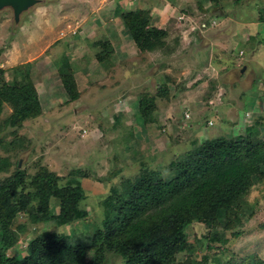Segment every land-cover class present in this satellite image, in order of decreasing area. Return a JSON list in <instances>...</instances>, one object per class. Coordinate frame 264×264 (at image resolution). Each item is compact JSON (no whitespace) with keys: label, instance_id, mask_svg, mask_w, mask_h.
Segmentation results:
<instances>
[{"label":"rangeland","instance_id":"374dc122","mask_svg":"<svg viewBox=\"0 0 264 264\" xmlns=\"http://www.w3.org/2000/svg\"><path fill=\"white\" fill-rule=\"evenodd\" d=\"M216 1L41 0L18 24L10 9L0 11V89L7 90L0 162L11 168L0 178L16 165L28 179L46 168L60 184L79 182L86 212L64 225L19 216L16 242L6 251L14 261L36 263L41 241L48 245L51 237L81 244L103 230L109 190L129 186L142 166L166 171L194 141L235 137L248 127L264 138V0ZM135 8L150 12L164 47L141 52L123 35L121 15ZM60 68L75 74L77 99L66 94ZM9 88L30 97L20 127L5 123L19 108ZM151 142H166L168 153H144ZM247 200L251 216L232 229L186 225L180 237L189 246L173 264H264V175L254 178ZM35 212L58 215L59 201ZM104 262L123 263L115 250Z\"/></svg>","mask_w":264,"mask_h":264},{"label":"trees","instance_id":"16d2710c","mask_svg":"<svg viewBox=\"0 0 264 264\" xmlns=\"http://www.w3.org/2000/svg\"><path fill=\"white\" fill-rule=\"evenodd\" d=\"M200 10H204L201 5ZM121 19L123 35L139 51L164 47V34L152 27L149 11L131 9ZM96 59L101 57L97 55ZM58 74L69 99H77L80 94L71 73L62 69ZM2 89L0 113L7 95V90ZM19 89L17 94L10 89L12 98L9 97L19 108L5 122L15 127H20L21 119L28 114L19 118L22 103L30 98ZM161 91L165 93V87ZM251 131L248 127L235 137L221 135L194 141L190 149L170 161L166 171L142 166L129 186L109 190L104 200L103 230H97L81 244L68 242L62 235L49 238L48 245L40 239L37 244L41 241L42 248L33 264H105L108 250L118 251L122 264H173V255L189 246L180 237L186 225L199 222L214 231L240 225L242 216L250 217L253 210V204L247 200L251 184L254 178L264 175V138ZM131 147L128 144L125 150ZM133 150L139 152L137 148ZM10 169L0 162V173ZM51 198L59 201L58 215H37L36 209L49 208ZM82 199L78 181L60 184L58 177L46 168H40L28 179L16 165L9 177L0 178V264H24L6 254L16 242L12 224L19 216L27 217L31 223L64 225L85 216L80 208ZM147 203L154 210L145 214L143 205ZM33 242L36 241L31 245ZM207 249L213 247L207 245ZM252 264L260 263L255 258Z\"/></svg>","mask_w":264,"mask_h":264},{"label":"water","instance_id":"95a60500","mask_svg":"<svg viewBox=\"0 0 264 264\" xmlns=\"http://www.w3.org/2000/svg\"><path fill=\"white\" fill-rule=\"evenodd\" d=\"M41 0H0V11L10 9L13 15V21L18 24L21 21V15L31 8L40 4Z\"/></svg>","mask_w":264,"mask_h":264},{"label":"crops","instance_id":"0c3cea01","mask_svg":"<svg viewBox=\"0 0 264 264\" xmlns=\"http://www.w3.org/2000/svg\"><path fill=\"white\" fill-rule=\"evenodd\" d=\"M142 4H144V6H146V4L147 3H145V2H142ZM143 9H145V8H143ZM121 32V31H120ZM115 52V51H114ZM60 69H62V68H60ZM59 69V70H60ZM73 77H75V74H73ZM74 108V107H73ZM95 133V131H94V129H93V134ZM84 134H85V131H84ZM132 138H134V136L132 137ZM132 138L130 139V141L132 140ZM157 138H159V136L157 137ZM156 138V139H157ZM135 139V138H134ZM164 142V141H163ZM134 143L136 144V141L134 140ZM163 144H165L166 145V149L165 148H163L162 147V145ZM163 144H159V143H155V142H151V143H149V148L148 149H144V153H168V150H169V148H168V146H167V143L165 142V143H163ZM127 145V144H126ZM126 145H124V147H123V149L124 148H126ZM144 148V147H143ZM138 151V150H137ZM140 152V151H139ZM138 152V153H139ZM133 153H136L135 151H133ZM140 153H142V150H141V152Z\"/></svg>","mask_w":264,"mask_h":264},{"label":"built area","instance_id":"2783aa9c","mask_svg":"<svg viewBox=\"0 0 264 264\" xmlns=\"http://www.w3.org/2000/svg\"><path fill=\"white\" fill-rule=\"evenodd\" d=\"M181 20H184V16H180L179 17V21L181 22ZM212 25L214 26L215 25V22L212 23ZM200 28H205L207 26V23H201L199 24ZM184 117L185 118H189V114L188 113H185L184 114ZM209 125H212V122H208Z\"/></svg>","mask_w":264,"mask_h":264}]
</instances>
